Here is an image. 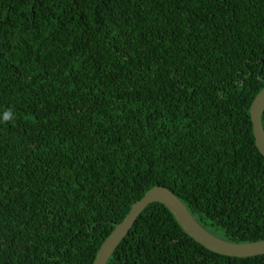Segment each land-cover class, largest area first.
I'll return each mask as SVG.
<instances>
[{"label": "trees", "instance_id": "obj_1", "mask_svg": "<svg viewBox=\"0 0 264 264\" xmlns=\"http://www.w3.org/2000/svg\"><path fill=\"white\" fill-rule=\"evenodd\" d=\"M263 85L264 0H0V264H91L155 185L213 235L263 240ZM106 264L264 254L214 253L154 202Z\"/></svg>", "mask_w": 264, "mask_h": 264}, {"label": "water", "instance_id": "obj_2", "mask_svg": "<svg viewBox=\"0 0 264 264\" xmlns=\"http://www.w3.org/2000/svg\"><path fill=\"white\" fill-rule=\"evenodd\" d=\"M263 111L264 85L254 96L249 106L254 145L264 158V130L261 123ZM154 202L165 206L188 236L214 253L231 257H250L264 254V239L244 243L223 240L203 228L168 188L155 185L133 202L123 219L114 224L113 229L100 244L91 264H106L112 251L127 234L137 216L147 205Z\"/></svg>", "mask_w": 264, "mask_h": 264}, {"label": "clouds", "instance_id": "obj_3", "mask_svg": "<svg viewBox=\"0 0 264 264\" xmlns=\"http://www.w3.org/2000/svg\"><path fill=\"white\" fill-rule=\"evenodd\" d=\"M14 118V112L13 109L9 108L4 112V116L3 119L4 121H9L12 120Z\"/></svg>", "mask_w": 264, "mask_h": 264}]
</instances>
